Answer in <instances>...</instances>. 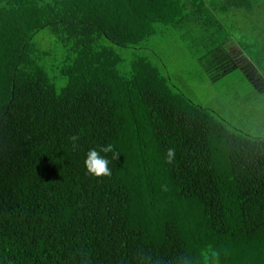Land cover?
<instances>
[{
    "label": "trees",
    "instance_id": "obj_1",
    "mask_svg": "<svg viewBox=\"0 0 264 264\" xmlns=\"http://www.w3.org/2000/svg\"><path fill=\"white\" fill-rule=\"evenodd\" d=\"M181 42L264 94V0H0V264H264V138L183 92Z\"/></svg>",
    "mask_w": 264,
    "mask_h": 264
},
{
    "label": "rangeland",
    "instance_id": "obj_2",
    "mask_svg": "<svg viewBox=\"0 0 264 264\" xmlns=\"http://www.w3.org/2000/svg\"><path fill=\"white\" fill-rule=\"evenodd\" d=\"M177 41L175 40L174 44ZM230 43L227 47L236 57L237 46L234 43L232 46ZM162 47L163 51L165 48L168 49V45ZM185 48L187 49L186 44L181 42L177 47V52L173 54L174 62H181L176 72L181 71V74L189 75L188 85L177 82L183 92L197 104L218 112L234 126L247 131L254 137L260 135L259 137L264 138V94H256L255 88L257 87L252 85V81L240 70H235L218 81L209 80L198 65L191 63L194 58L183 50ZM168 54L167 50L165 56ZM171 61L173 60L168 62L173 65ZM169 73L174 75L171 71ZM246 112L248 116L239 115V113ZM245 123L255 124L254 130L259 132L249 129Z\"/></svg>",
    "mask_w": 264,
    "mask_h": 264
},
{
    "label": "clouds",
    "instance_id": "obj_3",
    "mask_svg": "<svg viewBox=\"0 0 264 264\" xmlns=\"http://www.w3.org/2000/svg\"><path fill=\"white\" fill-rule=\"evenodd\" d=\"M80 137L78 135H72L69 137V140L72 142V147L75 149L77 147V142L79 141ZM113 153V159L116 160L118 158L119 153L115 152L113 146L111 144L101 146L99 151L95 148L89 149L86 153L84 159V166L86 169V174H89L94 177H103V176H110L111 169L108 167L109 160L102 156L100 153ZM175 159V150L168 149L166 153V161L171 163Z\"/></svg>",
    "mask_w": 264,
    "mask_h": 264
},
{
    "label": "crops",
    "instance_id": "obj_4",
    "mask_svg": "<svg viewBox=\"0 0 264 264\" xmlns=\"http://www.w3.org/2000/svg\"><path fill=\"white\" fill-rule=\"evenodd\" d=\"M231 43H230V45H232L233 46V43L237 46V50L236 51H239L240 50V48H239V46L235 43V41L234 40H231L230 41ZM239 49V50H238Z\"/></svg>",
    "mask_w": 264,
    "mask_h": 264
}]
</instances>
